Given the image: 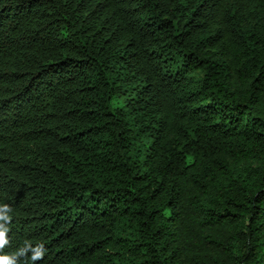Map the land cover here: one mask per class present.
I'll return each instance as SVG.
<instances>
[{
  "label": "trees",
  "instance_id": "1",
  "mask_svg": "<svg viewBox=\"0 0 264 264\" xmlns=\"http://www.w3.org/2000/svg\"><path fill=\"white\" fill-rule=\"evenodd\" d=\"M0 203L36 264H264V0H0Z\"/></svg>",
  "mask_w": 264,
  "mask_h": 264
},
{
  "label": "clouds",
  "instance_id": "2",
  "mask_svg": "<svg viewBox=\"0 0 264 264\" xmlns=\"http://www.w3.org/2000/svg\"><path fill=\"white\" fill-rule=\"evenodd\" d=\"M10 211L11 209L7 204L0 203V222H2L0 223V249L8 243L6 238L8 229L5 225L11 220ZM28 251L32 252L28 264H36L37 261L44 258L47 250L42 242L37 243L35 248L32 247L30 242H25V245L18 252L11 255H0V264H16V257L23 256Z\"/></svg>",
  "mask_w": 264,
  "mask_h": 264
}]
</instances>
